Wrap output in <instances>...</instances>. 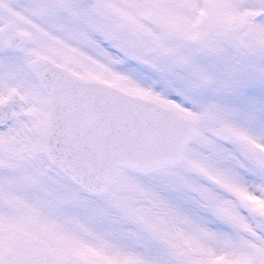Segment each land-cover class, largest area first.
<instances>
[{"label": "snow or ice", "instance_id": "obj_1", "mask_svg": "<svg viewBox=\"0 0 264 264\" xmlns=\"http://www.w3.org/2000/svg\"><path fill=\"white\" fill-rule=\"evenodd\" d=\"M0 264H264V0H0Z\"/></svg>", "mask_w": 264, "mask_h": 264}]
</instances>
